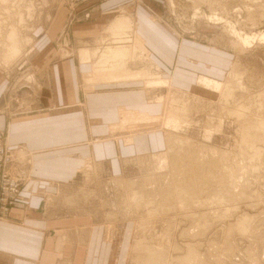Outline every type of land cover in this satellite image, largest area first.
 <instances>
[{
	"label": "rangeland",
	"instance_id": "rangeland-1",
	"mask_svg": "<svg viewBox=\"0 0 264 264\" xmlns=\"http://www.w3.org/2000/svg\"><path fill=\"white\" fill-rule=\"evenodd\" d=\"M125 11L140 24L153 20L144 24L162 77L142 74L93 85L87 79L90 63L79 65L82 49L92 48L106 24ZM13 27L22 45L15 55L7 53ZM67 63L78 68L75 75ZM132 69L144 72L143 65ZM234 70L240 74L233 77ZM231 77L236 86L226 99L221 92ZM70 78H77L83 97L86 91L98 100L87 110L93 128L102 124V114L106 122L122 118L120 106H109L114 96L116 103L129 101L154 115L122 121L116 136V128L105 132L108 139L89 137L79 179L85 181L66 203L95 205L113 224L117 242L106 244L98 264H143L140 257L148 251L135 248L139 241L163 245L167 264H183L177 259L188 246L198 254L189 264H264V129L257 127L264 121V0H0V220L20 203L33 164L27 148L8 145L7 126L26 111L42 110L46 88L56 101L44 110L60 106L71 95L72 82L65 83ZM144 78L157 87H148ZM115 84L119 89L107 90ZM100 92L109 95V109L99 106ZM172 96L192 102L190 116L170 112ZM234 109L243 112L232 114ZM176 135L193 142L184 163L168 148L167 136ZM98 158L104 161L99 166ZM188 172L198 176L195 190L179 196L176 188ZM136 191L145 196L139 206L130 197Z\"/></svg>",
	"mask_w": 264,
	"mask_h": 264
},
{
	"label": "crops",
	"instance_id": "crops-1",
	"mask_svg": "<svg viewBox=\"0 0 264 264\" xmlns=\"http://www.w3.org/2000/svg\"><path fill=\"white\" fill-rule=\"evenodd\" d=\"M133 18L137 24L139 38L143 40L144 47L150 53L152 45L147 38L149 27L144 23L153 24V20L146 19L140 24L139 20L137 21L134 16ZM150 54L158 63L152 53ZM81 61L79 64L81 68L83 63L91 62L89 59ZM66 65H69L70 73L73 70L75 75L78 70L75 64ZM90 66L87 69L89 80ZM133 78L141 77L116 78L98 83L107 85L112 82L137 80ZM150 80L153 79L144 78L148 87L156 88L157 86L153 87L147 83ZM201 81L200 77L198 79L200 85L204 83ZM68 82H72L69 84L72 90L68 91L71 95L63 101L67 106L60 100L58 103L60 106L57 105V108L46 112L44 107L56 101L54 97L52 98L53 92L46 88L44 92L47 96L39 100L42 110L26 111L7 126L8 145L27 148L31 155L33 154V164L30 166L29 177L25 178L23 188L20 190V203L11 210L9 216L0 220V264H98L106 252V244L117 242L113 224L110 225L109 221L100 215L103 209L88 203H80V206L71 205L72 203H66V200L79 193L77 183L81 182L82 178L79 181L81 170L88 163L85 157L86 148L93 133L98 134L96 139L99 142L109 138L105 135L108 130L118 129L114 136L116 132H121L124 120L136 121L143 117L149 120L148 118L154 115L148 111L140 112L129 101L116 103L114 96L113 104L109 106L112 108L120 106L117 110H120L123 119L119 117L117 123L106 122L105 115L102 114L100 115L102 124L93 128V116L91 117L87 110L98 100H92L90 97L92 95L86 91L83 97L77 78L65 80V83ZM118 85L106 88L117 90ZM96 91L97 88L90 92ZM100 93L101 96L96 98L102 101L99 106L109 109L105 103L110 99L109 95H103L106 92ZM3 125L5 126V122ZM99 132L103 134L100 135ZM119 136L121 137V134ZM64 151H73V156L64 157L62 153ZM98 161L99 163L94 162L97 166L104 162L102 158H98ZM84 181L85 178L82 183Z\"/></svg>",
	"mask_w": 264,
	"mask_h": 264
},
{
	"label": "bare ground",
	"instance_id": "bare-ground-1",
	"mask_svg": "<svg viewBox=\"0 0 264 264\" xmlns=\"http://www.w3.org/2000/svg\"><path fill=\"white\" fill-rule=\"evenodd\" d=\"M30 17H32L31 14H30ZM106 25L107 26H105L103 28L104 31L102 30L103 32L97 37L96 44L90 49L84 48L82 50L83 56L81 58H83V60L89 59L91 61L90 62L91 66L89 68V70H90V83L91 84H96L98 82H103V81H112L113 79H116L119 77L127 78V77H132V76H142V74L144 76H148V77L157 76L159 74L162 77L160 66L158 65V63L156 64L152 61L151 54L144 47L142 39H140L136 35L137 24H135V20H134L132 14L126 13V12L120 13L119 15H117L116 17L111 19V21L108 22ZM3 28H4V26H3ZM5 31H9V30H5ZM25 33H26V31H25ZM17 36H18L17 35V29L15 27H13V29L10 31V33L8 35V39H7L8 45H10V49H9V47L7 48L8 49L7 53L9 50H11L10 53L12 54V52H13V54L15 55V54H18V52L22 49L21 48L22 47L21 42H20V40H18ZM28 40L30 41V39H28ZM26 43H28V42H26ZM26 45H28V44H26ZM10 53L8 54L9 56L3 55L5 57L4 61L6 64L10 62L9 59L12 56V55L10 56ZM132 65H135V66H140V65L142 66L143 65L144 72L142 73V71H139L137 69H132ZM232 74L234 77V76L239 75L240 73H238V70H234V72H232ZM233 80H235V79L232 78V79L228 80V82L224 83V86L222 88L221 95L223 97H225L226 99L233 96L232 95L233 94V88H234V86H236V85H233V83H232V82H234ZM182 93H185V91H183ZM182 98H184V97H182ZM190 99H191V97H190ZM202 100H200V101H202ZM171 102L172 103H171L170 109H169L170 112L171 111L174 113L176 112L177 114H179V117H182V114H183V117L190 116V114H191L190 110H191L192 105H193V104L190 105V103H192V102H190V103L189 102H181L180 103V98L177 99L176 97H173V96L171 98ZM228 111H229V109H228ZM230 112H232V111H230ZM242 112L243 111H241V110L234 109L232 114L236 113L238 115H241ZM257 127L259 129L263 130L264 129V121L262 123H259V124L257 123ZM256 137H260V135L258 134V135H256ZM168 142H169L168 148H169V150H171V155H173V157H176L177 159L184 158V160H182L184 163L186 156L187 155L191 156V151L193 149L192 148L193 142L190 138L183 139L182 137H179L178 135H176V136H173L170 138L168 137ZM192 164H195V162H192L191 165ZM198 164L202 165L201 162H198ZM188 174H189V179L188 178L187 179L183 178V180L180 179V182H184L185 180H186V182H184L183 184H180L179 187L176 188L178 193H179V196H182V194H186V192L188 194V193L192 192V190H195L194 186L196 184L194 183V181H196L198 179V176L197 175L195 176L193 172H188ZM186 175L187 174H185V176ZM130 197H131V200H134L138 206L141 204V202H143L145 200V196L140 192L138 193L137 191L130 194ZM72 198H75V197H72ZM81 200H83V197ZM148 203H151V202L148 201ZM72 204H74V203H72ZM108 215H110V214H108ZM112 215H113V213H112ZM113 216L114 217L116 216L115 213ZM243 224H245L244 221L240 222L239 223L240 227H242ZM152 244H154V243H152ZM162 246H159V248H155L153 245L148 246L147 244H144L143 241L137 242L135 245V248H138V250H140V251L142 250L141 252H143V249L148 251V254L145 257H140L141 258L140 262H142L143 264H167L168 262H167L166 256H165L166 250H165V247L163 248ZM169 247H171V246H169ZM176 247H178V246H176ZM188 248H189V252L187 253V255L185 254L184 256L177 259V261H179L183 264H189V263H192L193 260H196L198 258L197 257L198 254H197V250H196L197 248L195 249L194 246H191V247L188 246ZM168 249H170V248H168ZM139 255H142V254H139Z\"/></svg>",
	"mask_w": 264,
	"mask_h": 264
},
{
	"label": "built area",
	"instance_id": "built-area-1",
	"mask_svg": "<svg viewBox=\"0 0 264 264\" xmlns=\"http://www.w3.org/2000/svg\"><path fill=\"white\" fill-rule=\"evenodd\" d=\"M22 179H23V177H21ZM24 180H22V182H23ZM15 182V181H14ZM16 183L17 182H15V185H12V187L11 188H9V189H6L8 192H9V194H11V192L13 191V190H15V187H16Z\"/></svg>",
	"mask_w": 264,
	"mask_h": 264
}]
</instances>
